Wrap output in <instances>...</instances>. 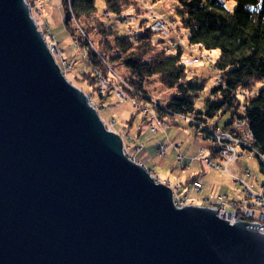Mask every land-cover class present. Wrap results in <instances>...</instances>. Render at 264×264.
<instances>
[{"label": "water", "instance_id": "obj_1", "mask_svg": "<svg viewBox=\"0 0 264 264\" xmlns=\"http://www.w3.org/2000/svg\"><path fill=\"white\" fill-rule=\"evenodd\" d=\"M0 0V264H264L261 223L173 202Z\"/></svg>", "mask_w": 264, "mask_h": 264}, {"label": "trees", "instance_id": "obj_2", "mask_svg": "<svg viewBox=\"0 0 264 264\" xmlns=\"http://www.w3.org/2000/svg\"><path fill=\"white\" fill-rule=\"evenodd\" d=\"M103 1L105 17L114 22L109 23L100 15L98 0H63L64 5L58 6L66 11V14L63 12L64 25L74 45L82 53L77 57L64 55L65 59L62 57V60L65 62L67 59L65 65L58 62L65 75L80 88L87 87L100 97H105L111 91L103 93L101 89L119 86L125 96L136 100L139 110L152 107L153 96L145 87V82L156 75L161 84L177 90L167 103L156 106V111L168 115L172 121L179 116L193 114L195 119L189 124L193 126L196 136L210 137L214 129L225 131L218 123L224 115H227L225 125L236 116L246 118L253 134L246 151L259 159L263 176L261 184L264 185V88L250 96L239 94L240 90L253 88L264 79V0H234L235 8L232 11L220 8V0H177L180 17L185 24L188 19L194 25L199 24L195 34L193 26L188 25L192 29V41L203 43L208 50H219V56L211 63L221 72L222 78L210 89L202 108L196 106V98L203 93L206 79L196 74L189 63L183 65L178 56H170L165 49H159L150 39L153 37L151 32L144 28L128 24L125 33L121 31L118 21L125 20L120 14L131 8L141 12L143 7L139 0ZM257 4L262 10L252 9ZM42 21L43 27L52 36H57L45 16ZM49 40L58 47L55 40L60 42L59 37ZM118 64L124 65L128 73H119L115 68ZM68 65L75 70L73 78L69 77ZM102 82L108 85L103 87ZM211 141L215 147L213 152L207 149L211 161H225L217 148L218 140ZM139 145L145 148L144 143L139 142ZM225 172L232 176L231 169ZM189 174L184 181H173L174 185L179 182L177 188L183 194L199 175ZM236 183L245 189L240 181ZM205 187H200L196 193L208 197L211 193L205 192Z\"/></svg>", "mask_w": 264, "mask_h": 264}, {"label": "rangeland", "instance_id": "obj_3", "mask_svg": "<svg viewBox=\"0 0 264 264\" xmlns=\"http://www.w3.org/2000/svg\"><path fill=\"white\" fill-rule=\"evenodd\" d=\"M231 2H234V0H231ZM139 3L141 4V6H143V4H147V8H142L141 12H136L131 8L129 10L123 11L120 14L124 16L123 20H125L118 21L119 25L122 27V32L125 33V29L128 27V24L129 26H134L135 28L142 27L139 26V22L136 19L130 16L131 13H139L140 17H147L149 21L151 20L152 12L154 11V9L156 11L159 10L163 13L172 14V7L175 4V0H139ZM27 4L30 6V9L33 10L34 13H37L36 17L38 21H36V23L38 25V29H43L44 24L42 23V18L45 16V19L49 21V24L52 27V31L55 32L60 38V42H57L55 40V43H58L57 47L54 43H52V41L49 40L51 38L58 39L56 35L53 34L54 36H52V34L48 33L45 36L49 46V50L55 55V59L57 62H61L63 63V65L67 64V59L65 62L64 60H62V57H64V55L66 54L72 55L73 57L81 56V50L74 45L73 39L67 32L66 27L64 25L63 12L65 10L62 7H58L59 5H64L63 0H27ZM98 6L100 15L104 17V19H106L109 23L114 22V20H109L105 17V4L103 0H98ZM61 49L64 52L62 54ZM210 54L214 57L213 59H216V57L219 55V50L212 49L210 51ZM211 64L208 61H202L200 64L197 65L189 64L192 68L195 69L196 74L206 79L207 81V85L203 93L200 95V97L196 98V104L198 108H202L201 106H203L204 98L208 95L210 89L216 84L217 72L213 70V68H211ZM68 66L70 67V65ZM115 68L119 73H128V69L124 65L118 64L115 66ZM69 70V77L73 78L75 70H73L71 67L69 68ZM115 81L117 82V79ZM145 87L149 89L150 94L153 96L154 99H162L161 101L165 103H167L169 99L174 96L177 92L175 88H168L163 86L157 77H152L148 79L145 82ZM260 88L261 84H257L254 87L255 92L260 90ZM83 90L89 91L87 87H85ZM239 94L240 96L243 95V90H240ZM120 96L126 99L124 103L120 101ZM102 104L103 107L99 110L102 119L106 123H113V129L115 131H118V133L122 135L121 137L126 145L133 144L135 146L131 147L124 145L125 154L133 161H136L135 159H138V163L143 164L149 172H151V169L157 171L151 173L153 178L161 180L156 181L157 183L160 182L165 185L169 184L172 187V185H174L173 181H175L173 180V178L179 176V173L185 172L186 177L189 173L197 175L196 173H199L203 170L204 165L201 160L205 161V159L202 157L196 158L195 155L197 152H200L201 156L204 155L206 153V143H208L209 140L214 138L212 136H196V132L194 134L193 126L189 124L190 121L195 119L193 114L179 116V118L174 120V124L171 125L172 128L168 127L169 130L167 129V123L161 122L160 124L162 125V131L159 130L158 133H152L148 127V124L143 121L145 112H143V110H139L136 100L131 96H125L122 91L115 92L114 90H111L110 93L107 94L102 100ZM236 118L247 128H245V130L240 128L241 133H245V135H243L241 138H238L239 143H237L235 139L231 140L232 143L236 145L238 150L241 151V153L238 157V160L234 159L235 161L230 164V169L232 172L239 173L240 175H242L244 168L249 167L251 171L245 174L244 177L247 180L245 182L255 183L254 188L257 189L258 186L261 185V180L263 179V176L260 172L261 170L259 165V159L254 157L252 153L246 151V147L249 145L248 143L253 140V134L252 132H249L250 128L248 126V121L246 118L241 116H236ZM226 119L227 115H224L222 121L224 122ZM156 123L158 124V122ZM146 129L151 132L150 135H148ZM157 135L159 141L156 140ZM169 138L172 139V141L170 143L164 142V149L161 151H157V145L161 141L168 140ZM139 142L144 143L145 148H140ZM174 149L178 150L174 151ZM142 150L145 153H147L148 151V155L142 157ZM137 152L138 154H136ZM141 158L143 159V162L147 163L148 165L142 163ZM195 158L197 159V161L194 164L193 162ZM197 166H199L200 169L194 171L196 170ZM199 183H201L202 188L204 185L206 186L204 188L205 192L207 191L211 193L208 195V199H210L211 201L216 200L219 196L218 194H225L228 196H232L233 198H240L246 196V192L242 188L243 186L237 184L236 181L232 179L231 175L222 172H217L214 169H211V171L208 173V177L205 178V181L194 180L192 183L190 182V186L188 190L184 192V194L180 192L178 188L172 187L174 192L179 194L177 196L180 198V200H178V203H174L175 206L181 208L184 206V204H195L212 207L210 202L205 203L203 201V198H206L207 196H199L196 193L197 191H199V189L196 188L197 184ZM204 191L202 193H204ZM175 201H177V199H175V197L173 196V202ZM214 205H216V203H214ZM234 214L237 216L236 219H231L229 217L225 218L219 212V209H217V215L220 218L227 219L233 224L235 223V221L239 220L253 222V220L251 219H239L238 215L236 213ZM253 229H255L256 231L263 232L260 228Z\"/></svg>", "mask_w": 264, "mask_h": 264}, {"label": "bare ground", "instance_id": "obj_4", "mask_svg": "<svg viewBox=\"0 0 264 264\" xmlns=\"http://www.w3.org/2000/svg\"><path fill=\"white\" fill-rule=\"evenodd\" d=\"M177 3H178V1L175 0V4L172 7L173 8L172 14L163 13V12H160L159 10L156 11L154 9V11L152 12L151 20H149V21H148L147 17H140L139 13H131L130 16H132L134 19H136L139 22V26H142L141 27L142 29L144 28V30L148 31V33L151 32V36H153V37H151L150 39H152L153 43L158 45L159 49L160 48L165 49L166 53L169 54L170 56H174V55L176 57L178 56V60L181 64L187 65L189 63L190 65H197V64H200L202 61H208L211 64V60H214L213 59L214 57L210 54V51L212 49H209V50L206 49L205 45H203V43H195L194 41H192V38H191L192 29H193V34H195L196 28L197 29L199 28V24L194 25V23L190 19L186 20V24H185V22L180 17L179 5H177ZM219 5H220V8H222L224 10L227 9L229 11H232L235 8V1L231 2V0H220ZM258 6L252 8V9L262 10L260 8V6L259 7ZM142 7L146 9L147 4H143ZM36 14L37 13H34L33 10H30V16L35 21H38ZM188 25L193 26L192 29ZM39 30L42 32L43 36H46L49 33L48 30L45 29L44 27H43V29H39ZM53 56L55 58L54 54H53ZM211 68H213V70H215L217 72L216 83H218L219 80H221V78H222V74L218 69L215 68V66L213 64H211ZM153 77L158 78V76H156V75H154ZM66 78L70 82H72L67 77V75H66ZM261 80L262 81L257 82V84H261L260 89L264 88V79H261ZM102 84H103V87H106V85H108L107 82L106 83L102 82ZM162 85L165 87H168L164 84H162ZM206 85H207V81H206ZM254 87L255 86H253V88L243 90V95L244 96L253 95L255 92ZM168 88H172V87H168ZM81 90H83V88H81ZM101 90L103 93H106L108 90H114L115 92H121L122 91V89L119 86H117V87L112 86L111 88H109V86H108V87L103 88ZM86 93H87L88 101H89L90 105L96 109V111L98 112V114L100 116L99 110L103 107L102 100L104 99V97H100L99 95H94L90 90L89 91L86 90ZM125 100L126 99H124L123 97L120 96L121 102L124 103ZM161 100L160 99L157 100V99L153 98L152 107H149V108L147 107L146 109L143 110V112H145V116H146V119H144L143 121L148 124V127L152 133H158L159 130L162 131L161 130L162 125L160 124L161 122L167 123V129H168V127L172 128L171 125L174 124V121L170 120L168 115L165 114V116H164L160 112L156 111V106L165 104V102H162ZM196 106H197V104H196ZM145 116L143 118H145ZM221 121L222 120H219L218 123L220 125V128L225 130V131L214 129L210 133V136H212L216 140H219L217 142V148H218L220 154L224 157L225 161H220V162H212L211 161V156H210L209 152L207 151V149H209L213 152V151H215V147H214L213 142L211 140H209V142L206 143V153L201 156V153L197 152L195 155L196 158L202 157L205 159V161L201 160L203 165H204L203 170L199 172V175H201V176L198 175L197 178L195 179V181H205V178L208 177V173L211 171L210 169H214L215 171L222 172V173H226L225 172L226 170L230 171V164L235 161L234 159L238 160V157L240 156V150H238L236 145L233 144L231 140H232V138H235L236 142L239 143L238 138H241L243 135H245V133H241V129L245 130V128H247V127H245L236 117L232 118L231 122L228 125H225L224 122L223 121L221 122ZM156 122H158V124ZM104 124H105L106 128H108L109 130L115 131L113 129L112 124L106 123L105 121H104ZM248 126H249V124H248ZM249 128H250V126H249ZM146 130L148 132V135H150L151 132L148 129H146ZM115 132L118 133V131H115ZM249 132H252V131L249 130ZM169 133H170V131H169ZM224 133H229L233 137L227 138ZM156 140L159 141L158 135L156 136ZM171 141H172V139H170V138L168 140L161 141L157 145V151H161L164 149V145H165L164 142L170 143ZM123 144L126 145L124 143V140H123ZM126 146L135 147L133 144L126 145ZM231 147L235 148V156L233 159H229L227 155H224L223 153H221V151H224V152L228 151ZM143 150L141 152V156L145 157L148 155V151H147V153H145ZM176 150H178V149H176ZM176 150L174 149V151H176ZM196 158L194 159V162H193L194 164L197 161ZM135 160L138 162V159H135ZM141 162L145 164V162H143V160H141ZM199 169H200V167L197 166L196 170H194V171H197ZM154 171L155 170L151 169L150 173H152ZM249 171H251V169L249 167L244 168L242 175H240L239 173H234L231 171V173H232L231 177L234 181H247L244 176ZM186 177H185V172H181V173H179V176H177L176 178H173V180L184 181ZM154 180L155 181H161L160 179H157V178H154ZM232 198H233L232 196H228V197H226V200H230ZM242 198L243 197H240L237 199H242ZM221 201H223L225 203L224 198H221ZM178 202L179 201L177 200L174 203H178Z\"/></svg>", "mask_w": 264, "mask_h": 264}, {"label": "built area", "instance_id": "obj_5", "mask_svg": "<svg viewBox=\"0 0 264 264\" xmlns=\"http://www.w3.org/2000/svg\"><path fill=\"white\" fill-rule=\"evenodd\" d=\"M63 71V70H62ZM113 124V123H112ZM226 137H233L229 133H224ZM235 139V138H232ZM219 141V140H218ZM224 155H227L229 159H233L235 156V148L231 147L228 151H221ZM245 185L246 196L242 199L237 200L236 198H232L230 200H226L225 194H219L216 200L211 201L206 197L203 201L210 202L212 207L219 209V212L226 218L229 217L231 219H236L237 216L239 219H251L253 221H257L260 224L258 228H260L264 232V185L261 184L257 189L254 188L255 183H246L245 181H240ZM178 183L176 185H172V187L177 188ZM173 191V196L175 199L180 200L177 196L176 192H174L173 188L167 184ZM201 183L197 184L196 188L200 189ZM179 198V199H178ZM221 198L225 199V203L221 201ZM216 203V205H214Z\"/></svg>", "mask_w": 264, "mask_h": 264}]
</instances>
